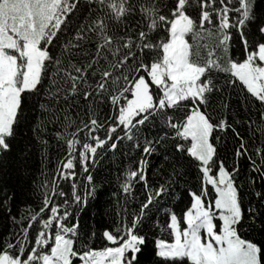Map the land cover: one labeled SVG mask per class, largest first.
I'll list each match as a JSON object with an SVG mask.
<instances>
[{"label": "trees", "instance_id": "obj_1", "mask_svg": "<svg viewBox=\"0 0 264 264\" xmlns=\"http://www.w3.org/2000/svg\"><path fill=\"white\" fill-rule=\"evenodd\" d=\"M252 3L253 0H242L240 19H248L244 12L251 13ZM234 6V0L232 5L227 0H69L40 45L45 55L39 81L34 88L20 93L11 132L4 136V144L11 145V149L5 152L0 143V200L5 193L15 195L13 216L17 220L20 216H39L42 199L62 202L63 198L52 197V192L63 190L71 205V215L65 223L71 226L79 219L76 246L94 249L112 246L103 231L131 221L148 195L161 184L168 191L161 197L154 196L150 213L159 228L152 221L146 222L152 225L155 235L171 238L168 225L172 211L180 219V227H185L183 212L190 203L189 212L192 211L202 195L204 204L212 205L211 215L215 216L217 193L207 173L217 176L224 168L229 175L228 170L235 168V153L240 145L235 133L244 138L253 166L264 165V105L238 80L233 83L237 79L233 65L237 60L246 61L236 30L228 27L229 9ZM180 16L191 24L185 34L188 62L204 69L198 80L202 95L168 104L162 101L161 87L150 80L149 72L153 65L163 63L165 45L172 40V25ZM251 28L252 24H248L245 34ZM143 76L150 83L155 103L126 128L119 117L132 97L133 85ZM260 97L264 99V92ZM193 107L205 115L211 126L210 151L202 163L195 155L194 140L182 132ZM225 119L227 131L220 126ZM162 133L165 139L157 152L144 157L147 186L138 177L132 178L131 190L125 193L127 171L136 169L142 149L159 141ZM176 144L186 151L177 153ZM248 158L241 149L240 170L229 175L231 181L242 184L239 191L245 204L251 200ZM85 161L87 171L81 167ZM219 161L223 164L219 165ZM63 163H68L69 168L75 165L74 180L59 178ZM88 175L93 176L92 182ZM72 183L82 197L88 193L86 206L72 204ZM190 191L200 195L191 198ZM38 227L34 224L20 238L21 248L27 247V240L34 239ZM244 228L250 226L244 224L242 234ZM10 229L18 231L0 209V236H7ZM55 231L54 223L53 235ZM13 262L18 263V258Z\"/></svg>", "mask_w": 264, "mask_h": 264}, {"label": "snow or ice", "instance_id": "obj_2", "mask_svg": "<svg viewBox=\"0 0 264 264\" xmlns=\"http://www.w3.org/2000/svg\"><path fill=\"white\" fill-rule=\"evenodd\" d=\"M227 2L229 5L233 4V0H227ZM241 2L242 0H234L235 6L230 7L231 18L228 27L230 30L233 28L236 30L239 42L244 49L243 60H248L251 55L253 56L251 63L254 66L264 68V59L258 55L261 48H264V0H253L251 13L244 12V15L248 17L247 20L240 19V13L244 11L240 8ZM219 22L220 18L217 17V23L219 24ZM248 24H252V28L248 34H245V28ZM250 39L251 44L249 43ZM228 40L229 45H231V31H229ZM236 62L241 63L242 61L237 60ZM237 80L246 91H249L245 82L239 77L233 83ZM249 94L261 105H264V99H261L260 96H256L250 91ZM261 120H264V109L261 110ZM220 126L224 131L229 129L226 119L220 122ZM231 128L234 131V125ZM235 134L240 140V145L235 153V168L228 170L230 176L240 170L241 149H243L246 158L250 157L244 138L238 132ZM164 139L165 136L162 133L159 141L154 140L142 149V155L137 162L136 169L126 173L123 184L125 193L131 190L132 178L138 177L139 181L147 186V160L144 157L155 154L157 147ZM3 147L5 152L11 149L9 144H4ZM111 147L114 150L115 144ZM214 148L215 146H213V150ZM175 150L177 153L186 151L180 144L175 145ZM188 155H191V152H188ZM91 162L94 163L95 158ZM68 163L62 164L64 171L59 173V178L62 180H74L76 176L75 165L73 164L69 168ZM218 164L222 165L223 161H219ZM248 164L251 166V175L248 177V183L251 186L249 188L251 200L246 204L243 202L242 194L239 191L242 184L237 185L233 179L232 187L236 193L238 212L233 214L229 209H225L222 215V210L216 208L217 214L212 217L211 232L208 231L203 217L199 218V221L189 228V221L185 217L189 209L192 208L190 203V206L183 212L185 227H180V219L175 211L170 213L168 225L171 233L170 239H164L152 233V225L146 223L147 221H152L159 228L153 215L150 214L151 206L154 205V196L161 197L168 191L165 184H161L154 194L148 195L147 201L141 204V211L131 221L123 222L121 226L115 229L103 231V237L112 246H105L100 249L87 248L84 245L76 246L79 219L71 226L65 223V220L71 215V205L68 194L63 190L57 189L52 192V197H62V202H56L54 199L48 201L43 198L38 209L39 216H29L27 219L20 216L19 220L12 214V201L15 199V195L5 193L4 199L0 200V209L8 214L9 220L15 228H18V231L10 229L7 236H0V255L9 253L11 261H16L18 258V264H76L77 261L79 264H184L185 261L190 262V264H264V165L257 168L253 166V161L250 158H248ZM81 167L87 171L88 162H82ZM87 179L92 182L93 176L88 175ZM71 189L72 204L86 206L88 193L86 192L85 196L82 197L78 193L75 183L71 184ZM204 190L205 186L202 179V191ZM213 190L215 191V188ZM95 192L96 189L93 188L92 193L95 194ZM194 195L200 194L193 191L189 192L191 198ZM203 199L204 197L201 196V200ZM253 200L255 203H252ZM205 206L208 207L209 204L207 203ZM45 212H47L46 216L43 215ZM225 215L231 216L227 225H225ZM174 217L175 226L173 225ZM217 220L219 224L216 223ZM54 223L56 231L53 235L51 229ZM34 224L39 225L34 239L32 241L27 240V247L21 248L20 238L29 233ZM244 224L249 225L250 228H244L242 234L241 228ZM58 240L60 241L59 244L57 243Z\"/></svg>", "mask_w": 264, "mask_h": 264}, {"label": "rangeland", "instance_id": "obj_3", "mask_svg": "<svg viewBox=\"0 0 264 264\" xmlns=\"http://www.w3.org/2000/svg\"><path fill=\"white\" fill-rule=\"evenodd\" d=\"M69 0H3L0 5V143L4 144V136L11 132L15 118L18 97L24 89H32L40 79L45 52L41 43L54 23L59 19ZM183 2H181V6ZM191 24L185 16L177 18L172 25V40L165 45L166 57L162 64L153 65L149 72L150 80L164 96V102L174 104L189 96L201 97L202 87L198 80L204 69L188 62V45L185 34ZM264 59V48L258 53ZM253 56L240 64H234V74L243 80L248 89L256 95L264 92V68L254 66ZM22 61V63H21ZM154 95L146 77H140L133 85V94L127 107L123 109L119 120L130 127L133 120L154 106ZM211 126L208 119L197 108L183 125V133L194 140L195 155L207 160L210 151L209 132ZM207 179L215 186L217 197L214 207L220 208L221 214L229 209L233 214L238 211L235 190L232 181L224 168L217 174L207 173ZM203 205V203H202ZM201 209L198 218H205L207 229L211 232L212 215ZM193 210L187 215L190 219ZM229 215H225V219ZM230 218V217H229ZM230 219L227 220V223ZM175 217L173 225L175 226ZM217 223V222H216ZM191 224V220L189 221ZM192 225V224H191ZM204 235L202 231V236ZM10 256L5 253L0 257V264H9ZM11 264H18L11 261Z\"/></svg>", "mask_w": 264, "mask_h": 264}, {"label": "bare ground", "instance_id": "obj_4", "mask_svg": "<svg viewBox=\"0 0 264 264\" xmlns=\"http://www.w3.org/2000/svg\"><path fill=\"white\" fill-rule=\"evenodd\" d=\"M195 108H196V107H193L192 110L195 109ZM197 109H198V108H197ZM205 181H206V180H205Z\"/></svg>", "mask_w": 264, "mask_h": 264}]
</instances>
